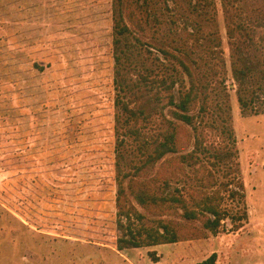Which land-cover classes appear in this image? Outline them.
Listing matches in <instances>:
<instances>
[{
	"label": "rangeland",
	"instance_id": "rangeland-1",
	"mask_svg": "<svg viewBox=\"0 0 264 264\" xmlns=\"http://www.w3.org/2000/svg\"><path fill=\"white\" fill-rule=\"evenodd\" d=\"M224 1H134L145 31L132 26L119 48L130 49L126 65L174 74L157 67L163 63L187 83L183 68L159 51L167 48L199 84L209 83L206 111L195 120L204 140L197 156L239 190L224 206L247 218L239 229L228 218L224 231L202 237L200 221L166 216L185 222L189 239L118 250L113 1L0 0V264H200L214 252L223 264H264V0H231L228 11ZM245 64L255 109L242 110L238 99L234 68ZM166 101L156 87L138 94L132 106L148 113L141 131L165 130ZM175 124L181 152L192 150L197 132ZM178 156L166 155V165L138 179L158 186L170 177V191L195 186L194 167L177 169Z\"/></svg>",
	"mask_w": 264,
	"mask_h": 264
},
{
	"label": "trees",
	"instance_id": "trees-1",
	"mask_svg": "<svg viewBox=\"0 0 264 264\" xmlns=\"http://www.w3.org/2000/svg\"><path fill=\"white\" fill-rule=\"evenodd\" d=\"M113 1V54L115 79L117 91L114 105L116 136L115 144V180L117 182L116 192V215L117 225L121 235L117 238V249L139 248L165 243H176L189 239L183 230L185 222L200 221L203 229L202 237L207 234L216 235L224 231L225 222L228 218L237 221L234 229L242 226V220L247 218L245 210H237L231 214L229 209L224 206L227 197L238 195V191L230 189L229 182H219L215 170L208 168L199 161L198 152L204 150L202 134L198 133L196 127V117L206 111L205 103L209 98V83H198L189 65L184 59L167 48H159L168 59L174 60L187 75L188 80L184 79L183 74L176 71L173 66L169 67L163 63L157 64L160 68L164 65L165 69L173 70V73L165 72L160 76H152V69L138 68L131 66L129 54L119 45L126 41L132 33L131 27L134 26L145 31L143 20L136 13L134 1L137 0H112ZM231 0H225L224 8L228 11ZM142 21V22H141ZM185 29V28H183ZM186 30V29H185ZM183 31V30H182ZM233 27H229V34L232 36ZM184 33V32H183ZM137 42L139 38L135 37ZM126 46L127 43L125 44ZM119 48V51H118ZM149 51L148 48H146ZM235 79L238 83V99L242 110L253 105L255 100L251 96L248 98L247 79L250 68L235 67ZM127 71H134L136 79L128 80ZM165 91L166 104L169 108L171 119H167V126L164 131L155 134H148L141 131L138 126L140 119H147L148 113L143 107L135 108L132 106L138 98V94L143 89ZM253 93V92H252ZM160 99V98H158ZM201 103V104H200ZM199 107L198 114H192L195 106ZM256 110L255 112H257ZM175 121L193 127L197 132L195 135L194 148L188 152H181L180 140ZM136 145L133 149L131 146ZM130 146L131 151H135L134 156L126 160V150ZM179 153L178 168L185 172L188 166L194 167L195 186L175 187L172 191V179L167 177L161 184L155 186L153 179H138L144 173L149 172L158 165L159 168L167 164L166 155ZM129 163V166H128ZM214 165H217L216 162ZM176 165V164H175ZM181 181V180H177ZM239 188L243 184L239 183ZM169 191H168V190ZM227 194V196H226ZM243 195V194H242ZM139 207L153 212L156 218H148ZM179 216L182 221L166 218V216ZM192 237H197L193 234ZM153 254V259L157 260V254ZM200 264H223L218 261L216 252L202 260Z\"/></svg>",
	"mask_w": 264,
	"mask_h": 264
}]
</instances>
